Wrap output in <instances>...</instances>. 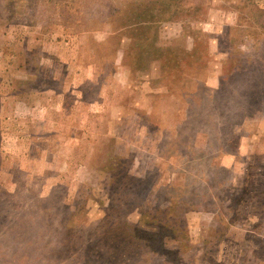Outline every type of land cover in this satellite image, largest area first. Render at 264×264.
I'll list each match as a JSON object with an SVG mask.
<instances>
[{"label":"rangeland","instance_id":"rangeland-1","mask_svg":"<svg viewBox=\"0 0 264 264\" xmlns=\"http://www.w3.org/2000/svg\"><path fill=\"white\" fill-rule=\"evenodd\" d=\"M130 1L0 0V264H264V0H171L155 44L209 46L167 72Z\"/></svg>","mask_w":264,"mask_h":264},{"label":"trees","instance_id":"trees-1","mask_svg":"<svg viewBox=\"0 0 264 264\" xmlns=\"http://www.w3.org/2000/svg\"><path fill=\"white\" fill-rule=\"evenodd\" d=\"M159 0H132L125 3L124 5H118L111 11V18L114 28L119 33H122V38H130L135 33V30L141 31V38L130 43L126 63L130 65L134 70H142L147 66H151L152 63L156 62L159 64V68L162 72L172 71L174 68L184 70V68H194L198 66V62L205 64L207 62V55L205 49L208 48V40L205 39V35H202L200 31L194 30L196 38H194V45L191 48L185 46H160L156 45L152 40V35L149 32L155 26L154 24L160 20V15L168 14H191V11H198L200 6L188 7L187 9L180 6V1L173 2L171 0H162L160 3L162 6H157ZM150 16V17H149ZM135 26H134V25ZM130 36V37H129ZM155 37V35H153ZM149 39L153 42H148ZM150 47L149 51L148 48ZM151 55V58L145 57L146 54ZM198 59V60H196ZM191 70L187 71L190 72ZM180 76V75H179ZM248 183V181H247ZM264 185V184H263ZM262 185V186H263ZM244 192L239 194V199H244L245 196L250 194V189L246 184L243 186ZM243 197V198H242ZM238 204V203H237ZM234 207V206H232ZM109 215L105 216V219ZM147 233L146 231L138 228L134 229L133 233H124L123 238L133 240V235L137 232ZM153 237L152 242L155 240H163L165 237L162 229L157 232L150 233Z\"/></svg>","mask_w":264,"mask_h":264},{"label":"crops","instance_id":"crops-1","mask_svg":"<svg viewBox=\"0 0 264 264\" xmlns=\"http://www.w3.org/2000/svg\"><path fill=\"white\" fill-rule=\"evenodd\" d=\"M15 95H13V97H14ZM20 97V96H19ZM9 100H12V101H14V99H12L10 96H5V97H3V99H2V101L4 102L3 103V105H2V109H1V112H3V110L5 109L4 107L8 104V103H10V102H8ZM15 102H16V105H12V108L10 109V111L12 112V115L11 116H13V114H14V112H15V109L17 108V109H19L18 107H25V108H28V107H33V105H29V104H26V103H24V102H21V101H16L15 100ZM36 109H40V104H38V105H36V107H35ZM13 110H14V112H13ZM23 118H25L24 119V121L26 122V123H30V121H31V119L30 118H26V117H23Z\"/></svg>","mask_w":264,"mask_h":264}]
</instances>
